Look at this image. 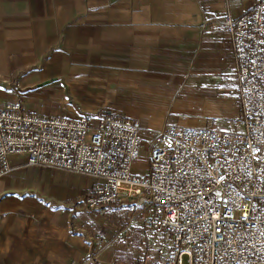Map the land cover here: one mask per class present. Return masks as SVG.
I'll return each mask as SVG.
<instances>
[{
	"label": "crops",
	"instance_id": "0c3cea01",
	"mask_svg": "<svg viewBox=\"0 0 264 264\" xmlns=\"http://www.w3.org/2000/svg\"><path fill=\"white\" fill-rule=\"evenodd\" d=\"M250 6L251 0H0V107L18 100L48 115L105 111L136 118L143 129L210 125L209 117L228 116L235 92L221 19ZM213 105L219 108L205 109ZM8 161L11 169L0 177V264L160 263L166 247L144 228L146 205L110 203L83 222L66 203L94 178L26 165L20 154Z\"/></svg>",
	"mask_w": 264,
	"mask_h": 264
},
{
	"label": "built area",
	"instance_id": "2783aa9c",
	"mask_svg": "<svg viewBox=\"0 0 264 264\" xmlns=\"http://www.w3.org/2000/svg\"><path fill=\"white\" fill-rule=\"evenodd\" d=\"M229 43L240 131L167 124L143 129L105 111L75 117L0 107V177L9 155L26 165L94 178L84 203L146 205L144 228L166 247L159 264H264V0L221 19ZM147 167L134 171L140 149Z\"/></svg>",
	"mask_w": 264,
	"mask_h": 264
},
{
	"label": "rangeland",
	"instance_id": "374dc122",
	"mask_svg": "<svg viewBox=\"0 0 264 264\" xmlns=\"http://www.w3.org/2000/svg\"><path fill=\"white\" fill-rule=\"evenodd\" d=\"M227 13V12H226ZM225 15V14H224ZM71 98L67 97V102L70 101ZM231 104V106H227L226 109L230 108V111L228 110V113L225 117H221V118H208V120L210 121V125H206V126H210V127H216L218 129H223V130H229V131H240L241 128L239 126V124L237 123V109H238V100H237V95L235 94V92H233V94L231 95V100L228 102V104ZM227 104V105H228ZM209 108H219L218 105H213V106H208L205 107V109H209ZM221 108V105H220ZM172 124V123H170ZM200 126V125H199ZM161 129V128H160ZM140 157L139 159H137L136 163V168H138V171H143L145 170V164L147 162V150L145 148V146L143 145L140 149ZM145 167V168H144ZM47 168H51V167H47ZM51 169H55V168H51ZM143 169V170H142ZM59 170V169H57ZM62 172H67L70 175H74V177L76 178H89V176L84 175V174H76V173H71L69 171H65V170H60ZM91 178V177H90ZM86 193V192H85ZM84 196L85 194H81L78 195L76 198L69 200L70 203H66L70 206H68V209L70 207V209L77 207L80 211V215L83 217V222H85L86 220H90L89 219V213L95 211L94 209H91L89 207L86 206V204L84 203ZM67 201V202H69ZM52 203H54V201H50ZM98 210V208H96ZM185 257H183V264H185Z\"/></svg>",
	"mask_w": 264,
	"mask_h": 264
}]
</instances>
